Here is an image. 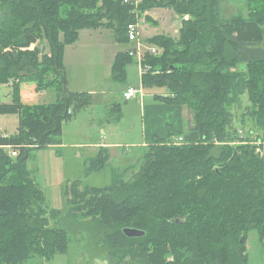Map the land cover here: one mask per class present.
Wrapping results in <instances>:
<instances>
[{
    "label": "trees",
    "instance_id": "obj_1",
    "mask_svg": "<svg viewBox=\"0 0 264 264\" xmlns=\"http://www.w3.org/2000/svg\"><path fill=\"white\" fill-rule=\"evenodd\" d=\"M125 1L0 0V85L14 83L12 103L0 104V117H19L16 135L0 133V264L69 253V234L51 227L28 161L33 151L61 145L63 125L93 105V94L68 88L64 52L81 31L111 29L128 47L113 63V81L125 82L128 66L137 63L127 36L135 7ZM227 1L143 0L138 7L140 15L161 8L182 17L179 39L145 41L164 52L146 55L143 66L150 69L142 86L166 89L169 95L157 100L193 112L191 130L199 139L175 145L155 137L130 167H138L130 178L131 169L120 173L109 149L100 148L88 173L110 170V185L77 181L66 189L67 216L93 226L108 264H249V233L258 232L264 244V158L258 153L264 144V0H245L246 8L231 17ZM40 41H47L48 54L35 46ZM25 83L35 84L37 93L53 88L57 101L31 104L36 91ZM245 95L250 106L238 128L234 111ZM111 112L121 119L120 104ZM248 122L253 129L244 134ZM125 228L145 236L129 238Z\"/></svg>",
    "mask_w": 264,
    "mask_h": 264
},
{
    "label": "rangeland",
    "instance_id": "obj_2",
    "mask_svg": "<svg viewBox=\"0 0 264 264\" xmlns=\"http://www.w3.org/2000/svg\"><path fill=\"white\" fill-rule=\"evenodd\" d=\"M242 8H246L245 0H228L224 3L225 16L231 17L238 14ZM137 21L141 26L140 38L143 43L146 39L159 34L176 39L180 37L182 17L173 10L161 8L148 10L139 18L136 17ZM113 35H115L113 30L102 28L94 33L83 34V38L80 35L75 44L66 47L64 63L66 57L70 88L77 90L86 85L88 90L96 92L93 95L94 102L90 108L83 110L77 119L63 125L61 136L63 146L61 148L49 147L33 151L28 161V167L43 191L45 208L51 227L66 229L71 240L69 253L57 255L52 261H47L46 264H108L105 259V249L98 244V236L93 231V226L87 221L74 220L67 216L66 189L77 181L82 182L84 187L105 188L110 185L112 182L110 170L88 173L87 169L88 162L97 157L99 153V149L89 147V145L99 143L102 135L106 134V128H110V126L115 131L113 136L120 138L122 147L129 149V153L124 155L123 160L119 161L120 166L115 165L119 172L123 173L129 167L125 165L141 157L144 152L140 145L146 139L145 119L141 103L146 106L162 105L163 103L157 100L155 96L169 95L168 91L163 88L154 90L143 88L144 98L142 101L137 97L129 103L125 102L123 95L126 89L128 87L142 88V77L139 66L133 63L128 66L125 82L112 80V66L117 52L128 49L127 46L119 44ZM35 46L43 50L45 54L50 52L47 41H40ZM148 46L153 45L148 44ZM163 52L164 49H161L158 56L162 55ZM7 85L13 91V80ZM27 85L34 86L35 84L25 83L23 88ZM99 87L102 90H99ZM45 91H47L46 94L38 96L30 103H55L57 101L55 90L50 88ZM117 103L121 104L122 118L120 122L112 121L119 116V113L111 112V107ZM249 106L248 96L245 95L243 96L242 107L234 111L238 128H240L243 112ZM185 109L187 111L183 119L187 123L193 118V112L187 107ZM167 114L170 113L157 116L158 121L165 117L162 128L164 131L166 130V133V121L174 120L173 122L177 123L182 120L174 114L172 116ZM18 124L17 116L2 117L0 119V133L14 136L17 133ZM251 129H253V124L248 122L245 131L243 130L244 134ZM130 169L127 178H130L134 174L133 171L138 170V167ZM248 236L249 264H264V244L260 242L258 232L251 231ZM41 262H43L41 259L36 258L33 264H40Z\"/></svg>",
    "mask_w": 264,
    "mask_h": 264
},
{
    "label": "crops",
    "instance_id": "obj_3",
    "mask_svg": "<svg viewBox=\"0 0 264 264\" xmlns=\"http://www.w3.org/2000/svg\"><path fill=\"white\" fill-rule=\"evenodd\" d=\"M93 31L97 32L98 30H93ZM93 31L92 30L81 31L80 32L81 38L84 37L83 34H85L87 32L94 33ZM159 35H161V34H159ZM113 38H114V35H113ZM148 39H150V38H148ZM148 39H146V40H148ZM120 52L121 51H118L117 55ZM117 55H116V57H117ZM116 57H115V59H116ZM136 64L138 65V63H136ZM65 66H66V69H67L66 57H65ZM139 69H140V67H139ZM98 86H99V82H98ZM33 88L36 91V86L35 85L33 86ZM68 88H69V90L71 92H89V93H91L93 95L96 94L95 91L88 90L86 85L81 86L80 89L72 90L70 88L69 81H68ZM99 90H102L101 87H99ZM46 92L47 91H43V92L37 93V91H36V97L35 98H37L40 95L42 96V95L46 94ZM12 93H13L12 89L9 88V86L7 84L0 85V104H10V103H12ZM55 93H56V91H55ZM156 96H158V95H156ZM123 97H124V95H123ZM57 98H58V96H57V93H56V100H57ZM143 98H144V96H143ZM143 98L139 97V99L141 101L143 100ZM124 100H125V98H124ZM131 101H133V100H131ZM131 101H126L125 100L126 103H129ZM117 104H120V103H117ZM117 104H114L111 107V111L113 110V108ZM141 105H142L143 117L145 119L144 120V132H145V135H146L145 141L143 142L142 145H140L141 146L140 148H142V150H144L147 146H149L153 142L155 137H159V138H161L163 140H169L170 139L173 142L178 140V139H180V138L184 139V141H186V140H198L199 139L198 133H196V132L191 130V128L193 126L192 125V118H191V120H189L187 122L188 125H187V123H185V121L183 119L185 114H186V111H187L185 109V107L175 106V105H168L166 103H163L162 105L152 104V105H147V106L144 103H141ZM117 110H118V108H117ZM163 113H170V114H167L168 116H172V114H174L179 119H182V120L178 121L177 123H174L173 122L174 120H172V117H170V119L172 121H166V123H165L166 124V128H167V133H166V130L164 131V129L162 128V122L165 119V117L160 118L159 121L157 120V116L158 115H163ZM121 114H122V112H121ZM5 116H17V115H4V116H1L0 119L2 117H5ZM77 117L75 119H77ZM17 118L19 119L18 116H17ZM121 118H122V116H121ZM110 120H112V119H110ZM120 120L121 119H117V120L113 119L112 121L120 122ZM186 120H188V119H186ZM169 128L172 129V133H173V135L171 137H170ZM18 130H19V124H18V128H17V133H18ZM105 133L106 134L102 135V138L99 139V141H98L99 143L91 144V145H89V147H95L96 149H99V150H100V148L109 149L110 154H111V163H112L113 167L116 168L115 165L120 166V162L119 161L123 160L124 155H127L129 153V149L122 147V144L119 141L120 138L113 136L115 134V131L112 130L111 126H110V128H106ZM1 135L5 136V137H9V135H4L3 133ZM62 146H63V142L59 146H52V147L53 148H61ZM79 147H82V145H79ZM261 152H262L263 158H264V144H263V147L261 148ZM139 159H140V157L137 160L135 159V160H133L132 163H130L128 165H125V166H129L127 168H130L133 164H136L139 161ZM247 248H248V251H249L248 243H247ZM39 259H41V261H43L40 264H46L47 263V260L42 259V258H39ZM34 260L35 259L29 261L27 264H33Z\"/></svg>",
    "mask_w": 264,
    "mask_h": 264
},
{
    "label": "built area",
    "instance_id": "obj_4",
    "mask_svg": "<svg viewBox=\"0 0 264 264\" xmlns=\"http://www.w3.org/2000/svg\"><path fill=\"white\" fill-rule=\"evenodd\" d=\"M143 0H126L125 3H130L132 2L133 6L135 7L134 13L136 17L139 18L141 16L138 12V7L142 3ZM140 23L133 22L130 23L127 27V36L129 38V41L131 43V46L129 48V54L131 57L135 58L139 67H140V72H141V77H143L144 72L148 69L149 67H144L143 62L148 53L158 56L160 52V48L156 46H148V44L143 43L141 40V31H140ZM144 93H143V86L142 88H134V87H129L126 92L124 93V98L126 101H131L136 99L137 97L143 98ZM240 134H243L242 131H240ZM175 145H182L185 143L184 139L180 138L176 141L173 142ZM9 151V154L12 158L18 157L19 153L17 150L12 149L11 147L6 148ZM260 155L263 156L261 150L258 151Z\"/></svg>",
    "mask_w": 264,
    "mask_h": 264
},
{
    "label": "water",
    "instance_id": "obj_5",
    "mask_svg": "<svg viewBox=\"0 0 264 264\" xmlns=\"http://www.w3.org/2000/svg\"><path fill=\"white\" fill-rule=\"evenodd\" d=\"M124 234L129 238H141L145 236V232L134 228H125L123 230Z\"/></svg>",
    "mask_w": 264,
    "mask_h": 264
}]
</instances>
